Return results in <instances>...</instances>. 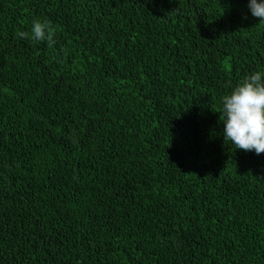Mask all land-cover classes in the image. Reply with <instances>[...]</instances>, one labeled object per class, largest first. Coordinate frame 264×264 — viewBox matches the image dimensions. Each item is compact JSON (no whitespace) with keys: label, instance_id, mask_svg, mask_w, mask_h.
<instances>
[{"label":"trees","instance_id":"16d2710c","mask_svg":"<svg viewBox=\"0 0 264 264\" xmlns=\"http://www.w3.org/2000/svg\"><path fill=\"white\" fill-rule=\"evenodd\" d=\"M36 20L54 48L16 36ZM259 23L249 0H0V264H264V154L218 113L264 72Z\"/></svg>","mask_w":264,"mask_h":264},{"label":"clouds","instance_id":"9594fccd","mask_svg":"<svg viewBox=\"0 0 264 264\" xmlns=\"http://www.w3.org/2000/svg\"><path fill=\"white\" fill-rule=\"evenodd\" d=\"M254 18L264 25V2L249 0ZM177 12V11H176ZM176 12L169 16H174ZM56 29L50 21L33 22L30 32L17 30L16 36L34 42H47L55 46ZM55 58V57H54ZM220 122L226 144L235 150L264 154V72H254L244 77L232 90L221 97Z\"/></svg>","mask_w":264,"mask_h":264}]
</instances>
